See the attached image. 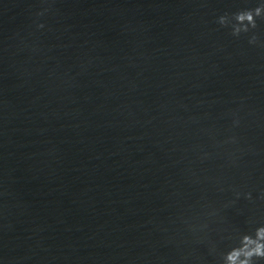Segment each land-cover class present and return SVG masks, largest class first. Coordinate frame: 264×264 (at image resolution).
Here are the masks:
<instances>
[{
  "label": "water",
  "instance_id": "obj_1",
  "mask_svg": "<svg viewBox=\"0 0 264 264\" xmlns=\"http://www.w3.org/2000/svg\"><path fill=\"white\" fill-rule=\"evenodd\" d=\"M257 3L0 0L3 264H221L264 223V18L217 22Z\"/></svg>",
  "mask_w": 264,
  "mask_h": 264
},
{
  "label": "clouds",
  "instance_id": "obj_2",
  "mask_svg": "<svg viewBox=\"0 0 264 264\" xmlns=\"http://www.w3.org/2000/svg\"><path fill=\"white\" fill-rule=\"evenodd\" d=\"M42 13H38L40 15ZM257 18H264V0H258L253 8L239 10L231 16L227 13L220 15L217 22L221 26H230L231 34L239 36L241 33H248L257 26ZM38 28L44 25L38 24ZM255 34L249 37L248 43L255 44ZM239 196V193H236ZM251 199V193L245 194ZM256 258H264V223L259 224L249 232L237 233L235 243L221 254V264H254ZM0 264H3L0 260Z\"/></svg>",
  "mask_w": 264,
  "mask_h": 264
}]
</instances>
